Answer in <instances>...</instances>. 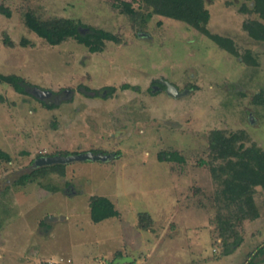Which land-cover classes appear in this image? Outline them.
<instances>
[{
  "label": "rangeland",
  "instance_id": "obj_1",
  "mask_svg": "<svg viewBox=\"0 0 264 264\" xmlns=\"http://www.w3.org/2000/svg\"><path fill=\"white\" fill-rule=\"evenodd\" d=\"M0 4L10 12L0 13V73L33 85L21 94L0 82V150L10 155L0 159V264H108L117 250L135 258L132 264L263 262L264 189L256 186L252 199L259 217L242 223L221 192L226 161L210 149L220 130L237 134L236 147L264 153V41L242 26L264 23L252 1L204 0L206 28L230 38L237 55L184 22L149 15L141 0ZM28 9L44 21L104 29L118 41L94 53L71 37L49 45L25 26ZM160 78L182 93L153 91ZM34 87L51 94L39 99ZM95 150L115 156L57 163L63 174H32L39 156ZM169 152L183 160H159ZM92 195L109 198L118 216L93 222ZM142 212L150 228L137 225Z\"/></svg>",
  "mask_w": 264,
  "mask_h": 264
},
{
  "label": "trees",
  "instance_id": "obj_2",
  "mask_svg": "<svg viewBox=\"0 0 264 264\" xmlns=\"http://www.w3.org/2000/svg\"><path fill=\"white\" fill-rule=\"evenodd\" d=\"M147 7L150 8L149 15H160L177 21H181L194 28L201 34L207 36L219 48L224 51L237 55V50L230 38L223 37L217 34H212L206 28L209 20V11L204 6V0H141ZM253 2V12L258 14V17L264 20V0H246ZM124 9L127 13L132 14L133 10L129 3H124ZM244 11H249L246 6H243ZM0 13L10 16L8 9L0 4ZM25 26L36 33L40 38L45 40L49 45H58L68 38H74L77 42L87 46L92 53L101 51L105 41L117 42V37L104 29L94 28L81 23L71 24L67 19H57L53 21H44L40 19L32 10L28 9L24 14ZM243 29L254 40L264 41V23L257 19L245 21ZM80 27L86 30L82 32ZM4 44L12 46L13 42L5 35ZM246 61L255 64L254 59L249 54L245 57ZM0 82L10 84L13 89L21 94L28 93L26 87L33 85L27 82L23 77L16 74L0 73ZM114 90L113 87L108 88V93ZM96 94V93H95ZM94 94V95H95ZM42 106L52 108L57 106L53 103H47L40 100ZM215 135L210 144V149L214 153L215 158L224 159L226 162L222 169L230 175L223 180L224 187L221 190L222 195L231 203L236 205L239 211L240 221L255 220L259 217V212L253 203V194L255 187L260 186L264 189V153L255 145L242 149V144L238 147L235 142L238 139L237 134L225 136L220 130L214 131ZM94 153L104 151H92ZM66 152L64 155H69ZM73 154V153H71ZM56 155V154H52ZM51 156V155H50ZM161 161H182L183 158L176 152H169L159 155ZM233 158L235 160H233ZM0 159L10 161V155L0 150ZM57 164V163H56ZM63 165H49L47 168H35L33 173L44 172L51 170L63 174ZM29 178V175H24L23 179ZM89 215L90 219L97 223L110 217L118 216L119 212L115 204L107 197L100 195H92L89 198ZM228 219V218H227ZM143 220H145L143 223ZM151 216L142 212L139 216L138 223L140 228L151 227ZM241 238L232 244L233 248L239 245ZM230 249L227 248L228 251ZM121 255L119 251L114 258ZM264 261V259H263ZM110 264H113L112 261Z\"/></svg>",
  "mask_w": 264,
  "mask_h": 264
},
{
  "label": "water",
  "instance_id": "obj_3",
  "mask_svg": "<svg viewBox=\"0 0 264 264\" xmlns=\"http://www.w3.org/2000/svg\"><path fill=\"white\" fill-rule=\"evenodd\" d=\"M139 34H144V33H139ZM160 83H162L165 87H166V92L168 95L171 96H178L179 94H181L177 87L170 83L167 80L164 79H160ZM158 86H154V88L152 89L153 91L157 90ZM32 93L38 97L39 99H42L44 97H48L51 92L48 90H43L40 89L38 87H34L32 89ZM112 156H115L114 153H101V152H97L94 153L92 151H86V152H81V153H76V154H69V155H51V156H39L37 158H35L34 160V164L36 166H46V165H52V164H56V163H69L72 161H85V160H91V161H106L109 158H111ZM128 260V258L126 259ZM126 260H120L121 262H124ZM260 264H264V261Z\"/></svg>",
  "mask_w": 264,
  "mask_h": 264
},
{
  "label": "crops",
  "instance_id": "obj_4",
  "mask_svg": "<svg viewBox=\"0 0 264 264\" xmlns=\"http://www.w3.org/2000/svg\"><path fill=\"white\" fill-rule=\"evenodd\" d=\"M110 218H112V217H110ZM107 219H108V218H107ZM104 220H105V219H104ZM102 221H103V220H102ZM100 222H101V221H100ZM119 251L121 252V255H120V256L114 258V253H113L112 257L110 258L113 264L123 263V262H121L120 260H122V259H123V260H126V259L128 258L124 251L117 250L116 252H119ZM60 259H62L61 261L64 260V258H60ZM60 259H59V260H60ZM67 262L71 264L72 261H71L70 259L67 258ZM124 262L127 263V264H132V263H135V262H136V259H135V258H130V257H129L128 260H126V261H124ZM108 264H110V262H108Z\"/></svg>",
  "mask_w": 264,
  "mask_h": 264
},
{
  "label": "flooded vegetation",
  "instance_id": "obj_5",
  "mask_svg": "<svg viewBox=\"0 0 264 264\" xmlns=\"http://www.w3.org/2000/svg\"><path fill=\"white\" fill-rule=\"evenodd\" d=\"M160 79H163V78H160ZM160 79H157L154 81V84L151 85V87H154V86H158V89H161L163 88L165 91H166V87L160 83ZM165 80V79H164ZM176 86V85H175ZM178 89V88H177ZM179 91V90H178ZM181 93V91H179Z\"/></svg>",
  "mask_w": 264,
  "mask_h": 264
},
{
  "label": "built area",
  "instance_id": "obj_6",
  "mask_svg": "<svg viewBox=\"0 0 264 264\" xmlns=\"http://www.w3.org/2000/svg\"><path fill=\"white\" fill-rule=\"evenodd\" d=\"M48 264H58L57 262L49 261Z\"/></svg>",
  "mask_w": 264,
  "mask_h": 264
}]
</instances>
